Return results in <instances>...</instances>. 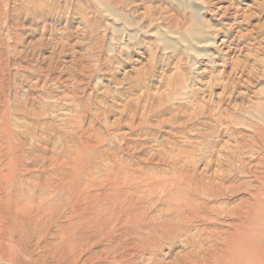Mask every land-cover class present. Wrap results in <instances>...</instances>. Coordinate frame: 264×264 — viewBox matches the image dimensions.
<instances>
[{"label": "rangeland", "instance_id": "rangeland-1", "mask_svg": "<svg viewBox=\"0 0 264 264\" xmlns=\"http://www.w3.org/2000/svg\"><path fill=\"white\" fill-rule=\"evenodd\" d=\"M241 235L264 264V0H0V264H217Z\"/></svg>", "mask_w": 264, "mask_h": 264}, {"label": "bare ground", "instance_id": "bare-ground-1", "mask_svg": "<svg viewBox=\"0 0 264 264\" xmlns=\"http://www.w3.org/2000/svg\"><path fill=\"white\" fill-rule=\"evenodd\" d=\"M191 39H192V42H195L196 43V47L194 46L196 49H202V52H199V51H195L194 52L196 57H199V56L200 57L201 56H204L205 57L206 56V52L205 51L208 52V49H211L212 47H214L213 46V43H211V41H209L207 39H204V37H200L199 40L196 37L194 39L193 38H191ZM191 50H193V47H191ZM238 151H239V149H238ZM230 156H231V154H230ZM232 157H233V155H232ZM232 157H230V158H232ZM230 158L228 160H231ZM189 195H191V194H189ZM44 209H46V207H44ZM32 212L33 211L28 212V214H31ZM90 222L91 221H88V224ZM244 232H246V231H244ZM246 234H247V232H246ZM166 237H167V235L164 237V239ZM185 241L187 243H189L191 240L190 239H185ZM61 243H63V242H61ZM192 244H193V242H192ZM68 245L69 244H67V246ZM59 248H60L59 250L61 251V256H64L66 254V252H67V251L64 250L65 249V246L63 248L61 246H59ZM150 251H152V250H150ZM68 257H69V255H68ZM216 263L217 264H263V261H261L260 256H259V252L257 250V247L254 246V244L252 243L251 237L249 238V237H246V236H242L241 235L237 239H235L234 241H232L231 243H229L228 249L224 253V257L222 259H218ZM172 264H178V263L177 262H174Z\"/></svg>", "mask_w": 264, "mask_h": 264}]
</instances>
